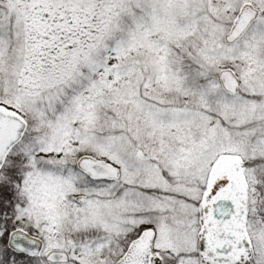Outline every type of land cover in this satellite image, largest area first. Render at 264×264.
<instances>
[{"label": "snow or ice", "instance_id": "1", "mask_svg": "<svg viewBox=\"0 0 264 264\" xmlns=\"http://www.w3.org/2000/svg\"><path fill=\"white\" fill-rule=\"evenodd\" d=\"M0 264H264V0H0Z\"/></svg>", "mask_w": 264, "mask_h": 264}]
</instances>
